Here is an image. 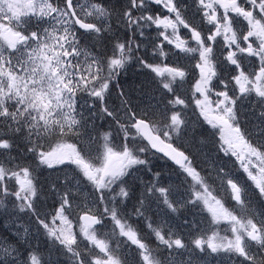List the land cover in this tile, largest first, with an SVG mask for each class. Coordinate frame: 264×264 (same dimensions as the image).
<instances>
[{
    "label": "snow or ice",
    "instance_id": "obj_1",
    "mask_svg": "<svg viewBox=\"0 0 264 264\" xmlns=\"http://www.w3.org/2000/svg\"><path fill=\"white\" fill-rule=\"evenodd\" d=\"M0 264H264V0H0Z\"/></svg>",
    "mask_w": 264,
    "mask_h": 264
}]
</instances>
